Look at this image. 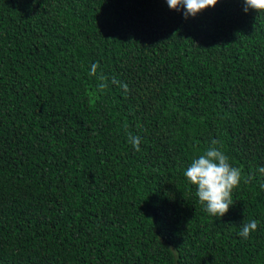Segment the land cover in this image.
Returning <instances> with one entry per match:
<instances>
[{
	"label": "trees",
	"instance_id": "obj_1",
	"mask_svg": "<svg viewBox=\"0 0 264 264\" xmlns=\"http://www.w3.org/2000/svg\"><path fill=\"white\" fill-rule=\"evenodd\" d=\"M243 7L0 0V264H264V11ZM213 139L242 171L223 217L184 176Z\"/></svg>",
	"mask_w": 264,
	"mask_h": 264
},
{
	"label": "clouds",
	"instance_id": "obj_2",
	"mask_svg": "<svg viewBox=\"0 0 264 264\" xmlns=\"http://www.w3.org/2000/svg\"><path fill=\"white\" fill-rule=\"evenodd\" d=\"M218 0H167L170 9H184V17L196 16L202 10L208 7H214ZM243 11L250 9L256 12L264 11V0H243ZM98 63L91 65L89 75L96 76ZM101 81L105 79L103 74L98 77ZM113 83H119L115 77ZM107 85L101 83L100 89ZM125 92L128 91L127 84H122ZM139 136L129 134V142L137 151L140 150ZM220 142L216 139L211 141V146L203 154L194 158L186 168L184 176L188 181L196 186V196L201 204L205 205V210L213 217H223L231 205H233L232 192L239 187L242 179V171L239 167L233 166L229 157L220 148L216 147ZM258 173L264 175V166L258 168ZM239 235L247 239L249 235L257 230L258 221L252 219L243 222L240 226Z\"/></svg>",
	"mask_w": 264,
	"mask_h": 264
}]
</instances>
